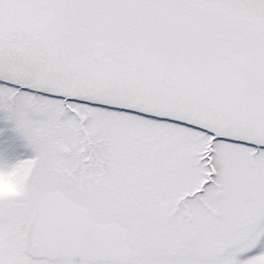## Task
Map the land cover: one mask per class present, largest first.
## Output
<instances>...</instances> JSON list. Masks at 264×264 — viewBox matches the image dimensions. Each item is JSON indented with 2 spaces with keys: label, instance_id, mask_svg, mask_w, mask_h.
I'll list each match as a JSON object with an SVG mask.
<instances>
[{
  "label": "snow or ice",
  "instance_id": "6c2138e0",
  "mask_svg": "<svg viewBox=\"0 0 264 264\" xmlns=\"http://www.w3.org/2000/svg\"><path fill=\"white\" fill-rule=\"evenodd\" d=\"M0 264H264V0H0Z\"/></svg>",
  "mask_w": 264,
  "mask_h": 264
}]
</instances>
